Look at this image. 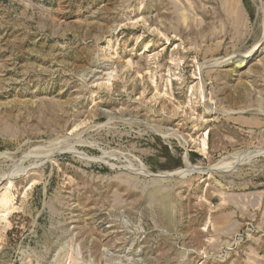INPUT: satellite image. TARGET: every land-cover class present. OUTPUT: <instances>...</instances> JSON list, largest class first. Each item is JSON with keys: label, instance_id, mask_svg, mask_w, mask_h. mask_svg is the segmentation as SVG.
Here are the masks:
<instances>
[{"label": "rangeland", "instance_id": "374dc122", "mask_svg": "<svg viewBox=\"0 0 264 264\" xmlns=\"http://www.w3.org/2000/svg\"><path fill=\"white\" fill-rule=\"evenodd\" d=\"M0 264H264V0H0Z\"/></svg>", "mask_w": 264, "mask_h": 264}, {"label": "bare ground", "instance_id": "6f19581e", "mask_svg": "<svg viewBox=\"0 0 264 264\" xmlns=\"http://www.w3.org/2000/svg\"><path fill=\"white\" fill-rule=\"evenodd\" d=\"M249 54H250V53H248V56H249ZM251 54H252V53H251ZM174 134H175V133H174ZM176 135H177V134H176ZM238 156H239V155H238ZM232 158H234V157H232ZM235 159H236V158H235Z\"/></svg>", "mask_w": 264, "mask_h": 264}]
</instances>
